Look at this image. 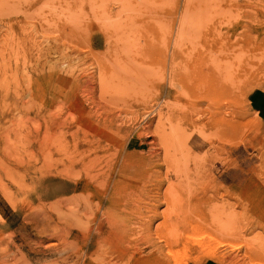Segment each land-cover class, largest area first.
<instances>
[{"label":"rangeland","instance_id":"rangeland-1","mask_svg":"<svg viewBox=\"0 0 264 264\" xmlns=\"http://www.w3.org/2000/svg\"><path fill=\"white\" fill-rule=\"evenodd\" d=\"M0 264H264V0H0Z\"/></svg>","mask_w":264,"mask_h":264},{"label":"bare ground","instance_id":"bare-ground-1","mask_svg":"<svg viewBox=\"0 0 264 264\" xmlns=\"http://www.w3.org/2000/svg\"><path fill=\"white\" fill-rule=\"evenodd\" d=\"M222 123H223V121H222ZM224 125L226 124V122L224 121V123H223ZM216 132V131H215ZM208 133H213V131H210V132H208ZM208 135V134H207Z\"/></svg>","mask_w":264,"mask_h":264},{"label":"crops","instance_id":"crops-1","mask_svg":"<svg viewBox=\"0 0 264 264\" xmlns=\"http://www.w3.org/2000/svg\"><path fill=\"white\" fill-rule=\"evenodd\" d=\"M261 103H263V100H261ZM261 103H258L259 107H261V106H262V104H261Z\"/></svg>","mask_w":264,"mask_h":264}]
</instances>
